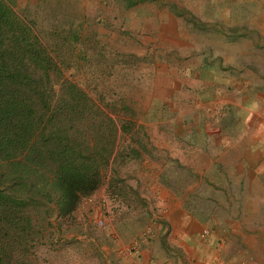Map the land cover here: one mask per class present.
Segmentation results:
<instances>
[{"label":"rangeland","instance_id":"rangeland-1","mask_svg":"<svg viewBox=\"0 0 264 264\" xmlns=\"http://www.w3.org/2000/svg\"><path fill=\"white\" fill-rule=\"evenodd\" d=\"M190 1L0 0L4 25L9 10L16 35H30L17 47L33 69L37 109L50 107L43 156L32 159L38 177L4 180L12 206L0 245L12 264H264L251 241L226 240L213 224L186 233L192 216L177 208L193 199L172 195L171 166L159 172L193 123L189 80L264 63V0ZM64 157L76 174L71 209L56 204Z\"/></svg>","mask_w":264,"mask_h":264},{"label":"crops","instance_id":"crops-1","mask_svg":"<svg viewBox=\"0 0 264 264\" xmlns=\"http://www.w3.org/2000/svg\"><path fill=\"white\" fill-rule=\"evenodd\" d=\"M230 1L235 6L247 1L262 4V0ZM190 2L196 4L194 0ZM228 2L197 1L204 6ZM258 50L255 46V51ZM251 66V71L243 63H236L233 70L227 71L209 68L202 78L189 80L193 90L188 98L197 99L187 110L193 123L183 134L185 140L181 144L172 143L169 165L159 159V172L163 173L164 166H171L172 195L177 199L185 195L193 199L191 205L177 208L192 216L193 222L183 221L186 233L189 224L191 231L196 229L195 224L199 227L213 224L224 230L226 240L251 241V252L261 254L264 253V63L253 62ZM182 96L178 92L175 100ZM183 107L179 106V111ZM185 177L187 189L182 194L179 182L185 181ZM207 214L211 215V223L206 222ZM193 238L197 241L195 234Z\"/></svg>","mask_w":264,"mask_h":264},{"label":"trees","instance_id":"trees-1","mask_svg":"<svg viewBox=\"0 0 264 264\" xmlns=\"http://www.w3.org/2000/svg\"><path fill=\"white\" fill-rule=\"evenodd\" d=\"M3 11H6L5 13L9 16L4 25L2 15H0V228L2 214L7 213L8 207L12 206L8 201L12 196L9 193L10 190H5L8 187H5L4 180L14 179L28 183L38 177L40 168L36 167L32 159L35 156H43L38 142L44 139V131L49 121L47 111L50 108L43 101L44 105L41 109H37L36 98L39 96L35 93L37 89L32 74L33 69L30 65H24V62H27L24 61L27 56L17 47L22 40H26V45H28L27 39H30V35L20 27L21 32L16 35L15 24L11 20L14 16L9 10ZM4 27L8 28L11 36L5 35ZM20 62L23 64L20 65ZM43 110L45 112H41ZM58 162L60 169L56 176L57 181L64 186V193L61 192L56 198V204L63 206L67 190L75 185L76 174L71 168L70 160L65 158ZM42 166L46 172L50 171L46 164L42 163ZM44 177L47 181L48 175L44 174ZM30 192L32 195V188ZM45 195L51 199V193L46 192ZM69 202L72 204L71 209L75 204L67 201L65 205ZM9 260L0 245V264H12Z\"/></svg>","mask_w":264,"mask_h":264}]
</instances>
